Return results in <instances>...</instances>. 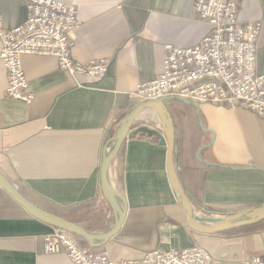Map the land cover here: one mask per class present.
<instances>
[{
  "label": "crops",
  "instance_id": "crops-1",
  "mask_svg": "<svg viewBox=\"0 0 264 264\" xmlns=\"http://www.w3.org/2000/svg\"><path fill=\"white\" fill-rule=\"evenodd\" d=\"M57 1L77 9L73 60L105 59L109 68L101 78L78 77V87L54 58L23 56L34 98L26 105L6 96L0 61V172L41 210L90 234H105L114 215L102 197L99 167L110 138L138 105L131 93L159 77L164 46H194L208 26L194 17V0ZM0 14L11 30L25 22L27 10L22 0H0ZM237 17L243 24L260 23L256 72L264 74V0H243ZM166 107L175 124L173 164L195 214L218 218L264 207V117L207 103L194 107L175 100ZM134 123L108 167L110 183L126 199L122 228L92 249L116 261L194 244L221 261L264 258V229L208 236L187 229L167 177L161 123L150 110ZM140 126L154 133H134ZM53 230L0 188V264H71L64 254L44 255L43 237Z\"/></svg>",
  "mask_w": 264,
  "mask_h": 264
},
{
  "label": "built area",
  "instance_id": "built-area-1",
  "mask_svg": "<svg viewBox=\"0 0 264 264\" xmlns=\"http://www.w3.org/2000/svg\"><path fill=\"white\" fill-rule=\"evenodd\" d=\"M243 0H194L193 15L208 26L207 35L194 46H164L162 70L156 79L139 84L131 93L134 104L181 99L226 109L244 108L264 117V74L256 72V42L260 23H241ZM27 10L20 26L5 29L0 14V61L6 71L5 94L26 105L33 93L21 68L27 55L52 57L73 79L101 78L108 61L79 64L72 58L71 35L78 26L77 9L57 0H22ZM44 255L64 254L71 264H264V258L221 261L194 244L174 249L157 247L136 260H113L107 253L83 247L73 235L54 229L43 237Z\"/></svg>",
  "mask_w": 264,
  "mask_h": 264
},
{
  "label": "water",
  "instance_id": "water-1",
  "mask_svg": "<svg viewBox=\"0 0 264 264\" xmlns=\"http://www.w3.org/2000/svg\"><path fill=\"white\" fill-rule=\"evenodd\" d=\"M186 105L196 107V103L186 100L175 99ZM172 99H160L155 101H145L134 107L131 112L121 121L116 133L110 138V148L104 150L100 163V183L102 197L108 202L114 215L113 227L105 234H90L83 227L55 214L45 212L25 200L19 191L12 186L6 177L0 172V188L3 189L17 205H19L29 216L35 218L44 225L54 229L64 231L87 242L90 248H98L106 245L109 239L116 236L122 228L126 216V199L122 193L117 191L109 181V165L117 157L118 152L124 142L129 139L132 127L137 117L146 112L153 111L161 123L162 141L161 144L166 148L167 177L170 183L172 194L177 204L184 210L185 224L187 229L198 235H220L225 232L234 231L239 228L252 227L253 225L264 222V207H256L237 212L236 214L222 219L214 217H201L195 214L188 195L186 194L181 180H179L176 168L173 164L174 145H175V124L166 104ZM153 134L154 131L147 126H140L134 133Z\"/></svg>",
  "mask_w": 264,
  "mask_h": 264
},
{
  "label": "trees",
  "instance_id": "trees-1",
  "mask_svg": "<svg viewBox=\"0 0 264 264\" xmlns=\"http://www.w3.org/2000/svg\"><path fill=\"white\" fill-rule=\"evenodd\" d=\"M253 229H264V222L253 225L252 227L239 228L237 230L225 232L223 234L237 233V232H242V231H252ZM223 234H220V235H223Z\"/></svg>",
  "mask_w": 264,
  "mask_h": 264
},
{
  "label": "rangeland",
  "instance_id": "rangeland-1",
  "mask_svg": "<svg viewBox=\"0 0 264 264\" xmlns=\"http://www.w3.org/2000/svg\"><path fill=\"white\" fill-rule=\"evenodd\" d=\"M198 215V214H197ZM203 215H205V214H203ZM198 216H201V215H198ZM202 217V216H201ZM225 216H222V217H218L219 219H222V218H224ZM214 218H216V217H214ZM254 230H257V229H253L252 231H254ZM252 231H242V232H252ZM237 233H241V232H237ZM237 233H234V234H237ZM229 234H232V233H229Z\"/></svg>",
  "mask_w": 264,
  "mask_h": 264
}]
</instances>
